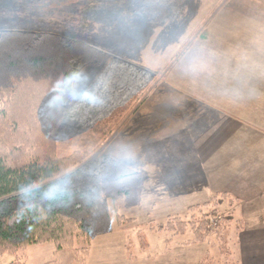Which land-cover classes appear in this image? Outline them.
<instances>
[{
	"label": "crops",
	"instance_id": "0c3cea01",
	"mask_svg": "<svg viewBox=\"0 0 264 264\" xmlns=\"http://www.w3.org/2000/svg\"><path fill=\"white\" fill-rule=\"evenodd\" d=\"M225 1L177 0L155 23L132 9L134 0H0V21L9 20L3 30L55 33L104 52L100 64L74 77L73 95L84 83L75 107L92 102L91 124L108 125L103 149L119 174L143 178L138 205L118 214L122 222L114 211L110 229L92 236L79 264H180L173 250L187 254L189 242L165 240L148 255L149 243L130 249L133 234L225 201L237 263L264 264V52L258 32L246 33L264 28V19L242 20ZM237 24L241 34H228ZM99 107L105 110L94 112ZM121 136V149L111 145ZM49 243L27 247L26 262L52 261ZM12 260L0 253V264Z\"/></svg>",
	"mask_w": 264,
	"mask_h": 264
},
{
	"label": "trees",
	"instance_id": "16d2710c",
	"mask_svg": "<svg viewBox=\"0 0 264 264\" xmlns=\"http://www.w3.org/2000/svg\"><path fill=\"white\" fill-rule=\"evenodd\" d=\"M176 2L142 0L133 2L132 9L161 23ZM103 56L91 44L55 33L0 31V253L13 257L10 264H28L26 248L50 241L54 258L46 264L84 263L92 236L111 227L108 203L117 215L138 205L140 173L120 175L114 160L95 164L86 151L65 157L57 152L53 133L69 111L75 112L73 79L80 67L98 65ZM96 130V125L91 128ZM215 211L217 204L197 205L186 216L149 226L172 237L191 229L193 242L202 241L220 233L212 223ZM224 217L231 225L232 214ZM118 218L123 221L122 215ZM139 238L145 247V235Z\"/></svg>",
	"mask_w": 264,
	"mask_h": 264
},
{
	"label": "rangeland",
	"instance_id": "374dc122",
	"mask_svg": "<svg viewBox=\"0 0 264 264\" xmlns=\"http://www.w3.org/2000/svg\"><path fill=\"white\" fill-rule=\"evenodd\" d=\"M133 1V0H132ZM142 0H134V2H141ZM209 2V0H207ZM227 5H233L236 9L234 14L238 17H243L242 20H251L249 17H259V19H264V0H226L225 1ZM133 3V2H132ZM131 3V4H132ZM212 3V1H211ZM256 9L259 8L258 12H255ZM243 8V9H242ZM245 10V11H244ZM221 18L224 17V21H237L238 19L235 18L233 15H225L221 14ZM6 19L5 17H1L0 20ZM9 20L6 21L8 23ZM6 23H3L0 21V31L7 28ZM239 24V23H238ZM238 24L233 28L228 29L230 32H236L237 34H241V29L239 28ZM231 26V25H229ZM261 28V29H260ZM247 34L253 35V33L258 32V41L260 39V45L258 48L264 52V28L259 27L258 30L254 26H250L247 29ZM250 32V33H249ZM255 36V35H254ZM256 38V37H254ZM237 46H240L237 44ZM107 58H112L109 54L107 55ZM88 66V65H85ZM82 66V67H85ZM80 67V69L82 68ZM105 65L103 66V68ZM84 89V83L80 82L78 86L75 87V94L73 95L72 103V110L74 109L75 112L70 113V111L67 113L66 117H64L63 121L58 125L56 130L54 131V136L57 140V152L59 156L65 157L73 153L74 151H86L89 152L90 156L89 158L93 159V163L99 164L101 161H103L105 158H110L114 160L112 157L108 156V152L105 151L106 143H107V129H106V123L105 121L103 124H97L96 132H91V128L94 126L91 124L90 116L92 115L93 104L89 100L83 101V107L81 109H76L75 106H78L76 100L79 99V96L81 92H83ZM75 101V102H74ZM105 107H99L94 110V112L104 111ZM80 115V116H79ZM83 117V118H81ZM109 128H112V126L109 125ZM122 137L117 138L115 141H112L111 145L120 144L119 149L122 147ZM117 164V161L114 160ZM118 167V165H117ZM91 168H93V165H91ZM119 173V172H118ZM121 175V174H120ZM226 202V201H225ZM223 203L219 206L218 211H215L214 214L216 218L213 220L212 223H215L217 226L216 228L219 229L220 233H211L205 237L202 241H195V235L193 232H191V229H187V231L184 234H180L178 236L172 237L170 232H155L153 230H149L147 227L146 229L140 228L141 232L145 235L146 243L150 244V247H146L147 254L148 255H154L157 251H162L164 246H166L165 240L167 239H173V243H184L189 242L190 247L188 249L187 254H184V252H181V250L174 251L172 253L173 260H178L180 264H187L188 263H194L197 264L198 261H200L198 264L202 263L206 256L208 257L206 264H238V256L236 251L235 244V231L233 229V225L235 224L232 222L231 225L228 226V223L226 221L221 220L222 218H225L224 216H227V213H224L226 208L228 207L227 203ZM109 212L110 215H113L114 209L111 204V202L108 203ZM130 209V208H128ZM219 218V219H218ZM221 218V219H220ZM159 224H164V222ZM228 226V228H227ZM143 229V230H142ZM139 231L131 238V244L129 245L130 249L139 250V248H142L141 239L139 238ZM223 234L220 239V235ZM226 234V235H225ZM225 244L222 247V242ZM178 242V243H177ZM48 243V242H47ZM51 244H54L52 241H50ZM49 243V244H50ZM47 246V245H43ZM223 249H222V248ZM227 248V250H226ZM226 250V251H225ZM184 254V255H183ZM192 254V257H191ZM204 263V264H205Z\"/></svg>",
	"mask_w": 264,
	"mask_h": 264
}]
</instances>
